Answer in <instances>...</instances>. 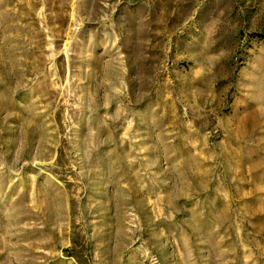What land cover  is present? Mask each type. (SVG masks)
<instances>
[{
  "label": "rangeland",
  "instance_id": "374dc122",
  "mask_svg": "<svg viewBox=\"0 0 264 264\" xmlns=\"http://www.w3.org/2000/svg\"><path fill=\"white\" fill-rule=\"evenodd\" d=\"M0 264H264V0H0Z\"/></svg>",
  "mask_w": 264,
  "mask_h": 264
}]
</instances>
